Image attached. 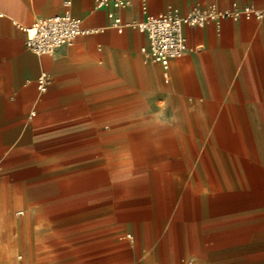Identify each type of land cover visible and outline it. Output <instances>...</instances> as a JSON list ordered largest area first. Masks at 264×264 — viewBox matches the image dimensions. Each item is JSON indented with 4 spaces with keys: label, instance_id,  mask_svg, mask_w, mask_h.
Instances as JSON below:
<instances>
[{
    "label": "crops",
    "instance_id": "obj_1",
    "mask_svg": "<svg viewBox=\"0 0 264 264\" xmlns=\"http://www.w3.org/2000/svg\"><path fill=\"white\" fill-rule=\"evenodd\" d=\"M122 1L115 28L94 0H0V183L88 216L47 241L66 264H264V0ZM232 2L263 16L185 28L167 79L141 55L145 14ZM64 13L98 32L28 52L18 27Z\"/></svg>",
    "mask_w": 264,
    "mask_h": 264
},
{
    "label": "built area",
    "instance_id": "obj_2",
    "mask_svg": "<svg viewBox=\"0 0 264 264\" xmlns=\"http://www.w3.org/2000/svg\"><path fill=\"white\" fill-rule=\"evenodd\" d=\"M69 2L65 6H69ZM96 10H106V17L115 28L128 27L117 16V12L126 4L122 0H94ZM262 11L249 5L232 2L228 7L218 8L215 5L208 7H191L181 15L174 7H167L160 16L145 14L133 27L147 38V45L140 49L146 61L160 65L164 79H167V70L170 61L180 58L187 51L186 39L183 34L185 28H202L222 21H238L240 19L260 20ZM16 25V23H13ZM25 36V49L37 57L52 56L61 47L71 46L78 37L95 34L96 29H85L80 19L67 13L50 18L41 19L31 27H18ZM50 84V77L41 72L36 79V88L39 93H45ZM30 117L34 116L31 112ZM21 214V213H18Z\"/></svg>",
    "mask_w": 264,
    "mask_h": 264
},
{
    "label": "rangeland",
    "instance_id": "obj_3",
    "mask_svg": "<svg viewBox=\"0 0 264 264\" xmlns=\"http://www.w3.org/2000/svg\"><path fill=\"white\" fill-rule=\"evenodd\" d=\"M14 195L0 183V264H66L73 252L48 245L52 237L80 229L88 216L72 213L45 219L13 201ZM21 215H16L17 213Z\"/></svg>",
    "mask_w": 264,
    "mask_h": 264
},
{
    "label": "bare ground",
    "instance_id": "obj_4",
    "mask_svg": "<svg viewBox=\"0 0 264 264\" xmlns=\"http://www.w3.org/2000/svg\"><path fill=\"white\" fill-rule=\"evenodd\" d=\"M31 27V26H30Z\"/></svg>",
    "mask_w": 264,
    "mask_h": 264
}]
</instances>
